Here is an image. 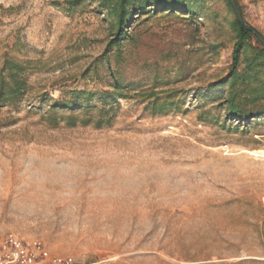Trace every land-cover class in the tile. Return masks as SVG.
<instances>
[{"label": "rangeland", "instance_id": "obj_1", "mask_svg": "<svg viewBox=\"0 0 264 264\" xmlns=\"http://www.w3.org/2000/svg\"><path fill=\"white\" fill-rule=\"evenodd\" d=\"M100 1L0 0V84L25 82L0 101V239L70 264H264L262 46L234 63L227 0L121 38ZM236 1L264 38V0Z\"/></svg>", "mask_w": 264, "mask_h": 264}, {"label": "trees", "instance_id": "obj_2", "mask_svg": "<svg viewBox=\"0 0 264 264\" xmlns=\"http://www.w3.org/2000/svg\"><path fill=\"white\" fill-rule=\"evenodd\" d=\"M227 2L236 13L234 25L237 37L239 39L234 48V63L236 64L239 62L240 54L242 53L247 40L250 37H255L258 43L262 46L261 49L253 48L254 57L252 60H250V65L255 66L260 62L261 59H264V44L254 34V29L252 27L248 26L244 20L243 22H240L235 9V6L239 8L238 2L236 0H227ZM100 7L105 12V17L107 20H109L116 29L117 35L120 38L122 37L130 19L135 15L146 13L148 10L156 11L160 8H164L170 12L179 11L181 9L189 12H194L196 10L193 0H101ZM8 64L10 65V63ZM19 77L20 70H17L16 73L11 70L9 78L13 81V83L8 84L5 79L2 80L0 84V101L6 100L7 98H18L21 96L25 87V82L19 79ZM237 77L238 75H236L235 72L233 75H231V79H236ZM6 87H9L8 91H6ZM114 88L116 92H119L122 90L123 84H120L118 81H116ZM80 95L89 97L87 93H81ZM236 113V116H243V113H240L239 111H236Z\"/></svg>", "mask_w": 264, "mask_h": 264}, {"label": "built area", "instance_id": "obj_3", "mask_svg": "<svg viewBox=\"0 0 264 264\" xmlns=\"http://www.w3.org/2000/svg\"><path fill=\"white\" fill-rule=\"evenodd\" d=\"M0 264H70V261L51 255L41 241L8 235L0 239Z\"/></svg>", "mask_w": 264, "mask_h": 264}, {"label": "water", "instance_id": "obj_4", "mask_svg": "<svg viewBox=\"0 0 264 264\" xmlns=\"http://www.w3.org/2000/svg\"><path fill=\"white\" fill-rule=\"evenodd\" d=\"M235 9H236V12L238 14V18H239L240 22H243L242 15L236 6H235ZM253 31H254V34L258 37V39L264 44V38L257 31H255V30H253Z\"/></svg>", "mask_w": 264, "mask_h": 264}, {"label": "bare ground", "instance_id": "obj_5", "mask_svg": "<svg viewBox=\"0 0 264 264\" xmlns=\"http://www.w3.org/2000/svg\"><path fill=\"white\" fill-rule=\"evenodd\" d=\"M263 152H260V154H262Z\"/></svg>", "mask_w": 264, "mask_h": 264}]
</instances>
